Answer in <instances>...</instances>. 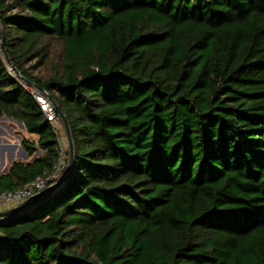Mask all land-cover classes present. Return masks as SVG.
Returning <instances> with one entry per match:
<instances>
[{
  "label": "trees",
  "instance_id": "obj_1",
  "mask_svg": "<svg viewBox=\"0 0 264 264\" xmlns=\"http://www.w3.org/2000/svg\"><path fill=\"white\" fill-rule=\"evenodd\" d=\"M0 23L75 148L0 264H264V0H0ZM40 94L0 52V118L37 138L0 193L66 173Z\"/></svg>",
  "mask_w": 264,
  "mask_h": 264
},
{
  "label": "rangeland",
  "instance_id": "obj_2",
  "mask_svg": "<svg viewBox=\"0 0 264 264\" xmlns=\"http://www.w3.org/2000/svg\"><path fill=\"white\" fill-rule=\"evenodd\" d=\"M26 88L35 93L34 88L28 86H26ZM55 125L61 130V142L63 144L64 150H66L68 149V147L62 123L58 121ZM23 138H28L32 141L37 140L36 137L30 136L26 133L23 124H21L20 122L8 118H0V159L2 158L3 160H5L3 167L0 168V175L6 173L14 161H32V158H29L26 153V156L21 153V151L25 152L21 146V141ZM38 155L39 153L36 154V156ZM63 168L64 160L60 159V167L57 177H59L60 173L63 171ZM5 210H7V207L0 208L1 212Z\"/></svg>",
  "mask_w": 264,
  "mask_h": 264
},
{
  "label": "water",
  "instance_id": "obj_3",
  "mask_svg": "<svg viewBox=\"0 0 264 264\" xmlns=\"http://www.w3.org/2000/svg\"><path fill=\"white\" fill-rule=\"evenodd\" d=\"M0 52L3 55V58L7 64V66L10 68V70L12 71V73L15 75V77L17 79L22 81L26 86L34 87L40 93L46 94V92L43 89L36 87L33 83H31L27 79H25L20 74V72L16 69V67L13 65V63L10 60L8 53L5 49L4 43H3V34H2V29H1V23H0ZM49 100H50V103L52 104V106L54 107V109H55V111H56V113H57V115H58V117L62 123L64 133L66 136V142H67V147H68V152H69V162H68V166L66 169V173L58 180L57 183H55L52 187H50L46 192H44V193H42L36 197H33V198L25 201L24 203H21L20 205L12 208V209L0 212V219L15 216L21 212H25L28 208H31L38 200L49 195L52 191H54L66 179V177L68 176L71 169H73V166L75 163V148H74V141H73L72 132H71L68 120H67L66 116L62 113L60 108L57 106V104L52 99L49 98Z\"/></svg>",
  "mask_w": 264,
  "mask_h": 264
},
{
  "label": "built area",
  "instance_id": "obj_4",
  "mask_svg": "<svg viewBox=\"0 0 264 264\" xmlns=\"http://www.w3.org/2000/svg\"><path fill=\"white\" fill-rule=\"evenodd\" d=\"M36 100L41 105L43 111L46 113L48 120L53 123L54 125L58 122L57 119V113L50 103V100L46 94H40L35 95ZM56 127V125H55ZM61 150L63 151V146L61 143ZM63 155V153H62ZM63 159V156L61 157V160ZM60 167V164H59ZM59 167L57 168V171H59ZM57 177V174H54L52 177L48 179H39L27 187L17 190L15 192H1L0 193V208L1 207H7V210L12 209L21 203H24L25 201L36 197L44 192H46L50 187L53 185H50V182L54 180ZM1 212V211H0ZM9 217L1 218L0 223L7 222Z\"/></svg>",
  "mask_w": 264,
  "mask_h": 264
},
{
  "label": "bare ground",
  "instance_id": "obj_5",
  "mask_svg": "<svg viewBox=\"0 0 264 264\" xmlns=\"http://www.w3.org/2000/svg\"><path fill=\"white\" fill-rule=\"evenodd\" d=\"M11 72H12V71H11ZM21 153L24 154V155L26 156L25 152L21 151ZM4 161H5V160H3V159L1 158V159H0V165H1L2 163H4Z\"/></svg>",
  "mask_w": 264,
  "mask_h": 264
},
{
  "label": "crops",
  "instance_id": "obj_6",
  "mask_svg": "<svg viewBox=\"0 0 264 264\" xmlns=\"http://www.w3.org/2000/svg\"><path fill=\"white\" fill-rule=\"evenodd\" d=\"M26 153V152H25ZM33 160V159H32ZM3 165H4V163H2L1 165H0V168H2L3 167ZM5 211H7V210H5Z\"/></svg>",
  "mask_w": 264,
  "mask_h": 264
}]
</instances>
